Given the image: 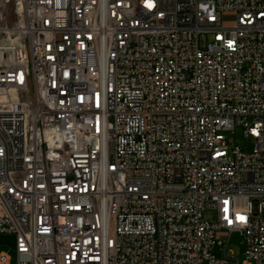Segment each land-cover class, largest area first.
Masks as SVG:
<instances>
[{"label": "built area", "instance_id": "2783aa9c", "mask_svg": "<svg viewBox=\"0 0 264 264\" xmlns=\"http://www.w3.org/2000/svg\"><path fill=\"white\" fill-rule=\"evenodd\" d=\"M7 5L0 264H264V0Z\"/></svg>", "mask_w": 264, "mask_h": 264}, {"label": "rangeland", "instance_id": "374dc122", "mask_svg": "<svg viewBox=\"0 0 264 264\" xmlns=\"http://www.w3.org/2000/svg\"><path fill=\"white\" fill-rule=\"evenodd\" d=\"M15 2L16 0H8L7 12L8 19L10 21L15 20ZM227 20H232V17H227ZM211 36L209 40H211ZM202 45H205V40L203 39ZM227 142L232 146H239L245 152H250L252 150L253 144L247 140L244 135V129L241 126H237L234 130L224 132ZM231 140L233 142L231 143ZM218 218L217 212L215 210H206L203 212V219L209 222H215ZM15 249V238L9 235H0V253L8 252L11 255L14 254ZM229 250H231L235 257L242 262L245 259L244 252L246 250V244L244 238L239 233H234L230 238Z\"/></svg>", "mask_w": 264, "mask_h": 264}]
</instances>
